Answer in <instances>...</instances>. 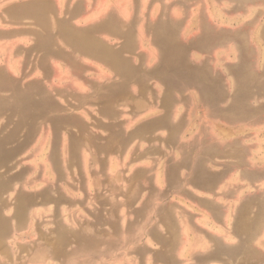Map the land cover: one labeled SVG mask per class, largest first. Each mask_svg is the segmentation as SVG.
I'll return each instance as SVG.
<instances>
[{"label": "crops", "instance_id": "obj_1", "mask_svg": "<svg viewBox=\"0 0 264 264\" xmlns=\"http://www.w3.org/2000/svg\"><path fill=\"white\" fill-rule=\"evenodd\" d=\"M203 2L0 0L1 248L12 232L35 242L37 211H73L60 227H79L77 244L123 234L125 254L152 264H259L264 200L243 184L264 177L251 161L264 138L227 132L229 120L264 127V69L250 78L238 22L253 8L264 61V0ZM227 59L232 91L214 73ZM73 171L77 200L63 182ZM78 247L84 264L90 246Z\"/></svg>", "mask_w": 264, "mask_h": 264}, {"label": "rangeland", "instance_id": "obj_2", "mask_svg": "<svg viewBox=\"0 0 264 264\" xmlns=\"http://www.w3.org/2000/svg\"><path fill=\"white\" fill-rule=\"evenodd\" d=\"M203 2V0H201ZM204 3V2H203ZM202 3V5H203ZM205 4V3H204ZM206 5V4H205ZM232 6L234 4H231ZM228 3V6H231ZM207 8L210 10V5H206ZM250 6V5H249ZM217 8L219 9V5L217 4ZM263 7H261L262 10ZM232 7H229L227 10L228 12H231ZM253 8H248V6L242 7V13L238 16V22L241 23V27L244 30V33L246 34V40L248 44V62H249V69H250V78H256L255 76H252V73H259L261 72L263 68L264 61L263 59L259 57V52L253 51V48H251L252 41L254 39L255 41V34L256 26L253 24V16L246 14V12H251ZM257 13V12H256ZM228 15V14H226ZM255 15V13H254ZM234 16V14L232 15ZM261 21V19H260ZM234 22L228 21V25H226L227 28L233 27ZM253 24V26H252ZM233 63L230 59H227V61L216 64L214 73H220L219 75L221 78H226L227 73L225 70V64L224 63ZM253 71V72H252ZM222 80V79H221ZM226 89L231 90L233 89V80L231 78H228L225 80V84H223ZM261 102H264V100H259ZM254 103V104H253ZM258 103V99L252 100L251 105L255 106ZM263 115L260 116V120L262 123H264ZM246 118V117H245ZM229 132H227V137L234 138L235 133L234 128L239 129L238 132L242 130L244 132V137L248 139H255L257 136L259 139L261 137L264 138V127L259 126V129H255L260 132H255L253 134L252 131H250L251 126H253L252 119L249 118L245 120L242 123H238L235 120H229ZM256 124V123H255ZM213 124V129H214ZM244 125V126H243ZM263 125V124H260ZM249 128V129H248ZM254 159H251L252 162H255L256 165H259L260 167V174H263L264 172V141L260 142V145L257 147V150L255 151ZM250 158V157H249ZM73 174L67 175V179L64 178L63 182L68 185L69 191L72 193L69 194V197L74 198L77 200L75 192L72 191L73 189H76L75 182H79L82 186H84V180L81 181L80 178H78L75 175V171L72 172ZM34 176V174H33ZM37 176L38 183L48 186L49 188H53L52 183L55 181H52L51 178L43 177V174L40 172L35 173V177ZM70 177H73L70 179ZM84 177L86 178V175L84 174ZM63 178V176H62ZM77 181H75V180ZM254 183L251 185V182L249 180H244V195L252 194V195H259L261 200H264V177L259 179L258 181L254 180ZM257 182V183H256ZM73 185V186H71ZM63 186L62 184H59V187ZM235 186V185H234ZM58 187V186H57ZM65 188V187H64ZM94 193L91 191L89 194L84 192V195L81 196V200L84 201V203L87 206H92L97 202V199L93 198ZM100 197L107 198V195H101ZM254 197V196H253ZM83 206L84 204L81 203ZM82 217L80 218V224L83 222H91V217L87 214L88 211L91 210H79ZM73 212V211H71ZM71 212H59V211H50V212H43V211H37L36 212V219L34 220L33 226L31 228L32 233L34 234L35 242H23V235L13 233L11 234V237L2 245V248L0 247V264H27L24 260H22L20 257L23 254L29 253L31 256V259L29 261V264H83L81 257L83 252L77 251L78 246H90L89 252L85 253L86 258L84 259V264H152L153 260L147 255L144 257V255L139 258H132L131 256L125 254L123 251V247L126 244L125 238L123 237V234L121 236L120 242L116 244L109 243L105 236L100 237L99 243H80L77 244L75 241L77 235L75 233L76 230H79V227L73 226L72 230L73 233L67 232V228L60 227L61 217L64 216L65 218H70L68 214ZM96 212V211H94ZM11 213L9 211H5V214ZM90 213V212H89ZM99 215H106L105 218L108 217L109 212H98ZM91 214V213H90ZM63 230V233L66 237L70 239V242H56L54 239H59L60 236L58 235L59 230ZM107 229V228H105ZM100 235H103L101 233ZM125 241V242H124ZM133 243V242H129ZM91 245L95 246L96 248L93 250L91 248ZM114 245V246H113ZM255 245L259 247L261 251L262 259L259 260V264H264V225L262 227V230L260 232L259 238L256 240ZM121 248V249H115V248ZM247 262L245 261V264Z\"/></svg>", "mask_w": 264, "mask_h": 264}]
</instances>
